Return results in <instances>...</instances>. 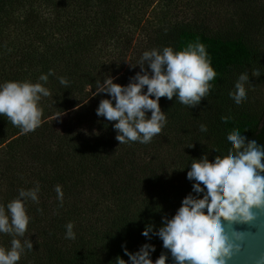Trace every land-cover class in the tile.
<instances>
[{"label": "trees", "instance_id": "1", "mask_svg": "<svg viewBox=\"0 0 264 264\" xmlns=\"http://www.w3.org/2000/svg\"><path fill=\"white\" fill-rule=\"evenodd\" d=\"M160 1L176 17L166 19ZM182 8L189 14L178 15ZM263 17L257 0H0V83L37 82L55 72L37 129L22 133L0 116V203L40 185L39 202H27L31 220L21 238L34 247L18 264H116L117 257L128 259L125 246L135 252L145 243L156 247L153 260L167 251L142 232L149 224L158 229L192 192V160L225 156L233 130L264 144V99L247 96L237 108L229 96L256 62ZM196 41L206 45L217 72L208 97L195 108L162 97L168 118L162 132L148 144L119 145L115 122L97 116L100 101L110 98L94 95L97 81L111 76L126 85L144 51L181 50ZM258 82L264 84V72ZM68 222L75 239L65 238ZM11 240L0 233V246L10 248Z\"/></svg>", "mask_w": 264, "mask_h": 264}, {"label": "clouds", "instance_id": "2", "mask_svg": "<svg viewBox=\"0 0 264 264\" xmlns=\"http://www.w3.org/2000/svg\"><path fill=\"white\" fill-rule=\"evenodd\" d=\"M136 65L140 71L128 84L117 83L109 76L97 81L94 92L110 97L100 101L96 112L115 122L119 145L150 143L168 123L161 98L175 97L179 103L195 108L208 97L211 81L217 76L206 45L200 41L181 50L154 47L144 51L133 67ZM54 74L49 69L37 82L0 83V116L22 133L37 129L43 117L41 100L52 94L45 84ZM251 74L258 78L261 70L253 69ZM59 82L67 89V78L61 76ZM248 83V73L240 74L234 91L229 93L237 108L247 99ZM221 119L227 123L229 117ZM199 130L207 132L208 127L201 123ZM226 143L229 150L225 156L210 160L204 154L192 160L187 171V178L193 182L192 192L183 198L174 215L163 218L158 229L149 224L142 232L149 240L157 236L167 251L153 260L154 244L145 243L135 252L125 246L128 259L117 257L116 264H264V144L238 130L226 137ZM55 191L62 205V187L56 185ZM39 192L37 183L30 189L21 188L6 206L0 203V233L12 237L10 248L0 246V264H18L25 251L33 249L31 239L21 238L31 220L27 202H39ZM65 228V238L75 239L74 224L68 222Z\"/></svg>", "mask_w": 264, "mask_h": 264}, {"label": "rangeland", "instance_id": "3", "mask_svg": "<svg viewBox=\"0 0 264 264\" xmlns=\"http://www.w3.org/2000/svg\"><path fill=\"white\" fill-rule=\"evenodd\" d=\"M264 4V0H257V4ZM157 9L163 13L167 18H171L172 17H176V15L174 16V14L172 15L171 13H168L166 10L162 11L163 8V2L160 1V3L157 5ZM161 13L159 15H161ZM189 14V12H187V9L182 8L181 11H178V15L180 16H185V14ZM263 22H264V17H263ZM258 42H260V50L258 51V56L256 57V62H254L251 66H248V72H249V83L245 85V91H246V95L249 96L252 100H256V99H264V84L259 83L258 82V78L252 76V70L259 68L261 70V72H264V23L262 24V26L260 27V30L258 31Z\"/></svg>", "mask_w": 264, "mask_h": 264}, {"label": "water", "instance_id": "4", "mask_svg": "<svg viewBox=\"0 0 264 264\" xmlns=\"http://www.w3.org/2000/svg\"><path fill=\"white\" fill-rule=\"evenodd\" d=\"M252 255H258V252H253Z\"/></svg>", "mask_w": 264, "mask_h": 264}]
</instances>
